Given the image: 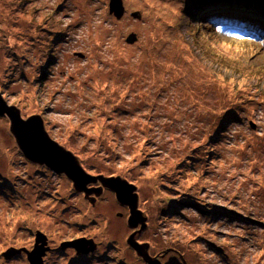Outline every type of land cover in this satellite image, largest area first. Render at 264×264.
<instances>
[{
  "label": "rangeland",
  "instance_id": "1",
  "mask_svg": "<svg viewBox=\"0 0 264 264\" xmlns=\"http://www.w3.org/2000/svg\"><path fill=\"white\" fill-rule=\"evenodd\" d=\"M221 1L123 0L116 20L109 0H0V94L101 186H136L153 263L264 264V26H206ZM241 1L264 17V0ZM93 181L26 160L0 117V264H29L35 233L41 264H145L126 243L140 225ZM82 236L91 254L61 248Z\"/></svg>",
  "mask_w": 264,
  "mask_h": 264
},
{
  "label": "water",
  "instance_id": "2",
  "mask_svg": "<svg viewBox=\"0 0 264 264\" xmlns=\"http://www.w3.org/2000/svg\"><path fill=\"white\" fill-rule=\"evenodd\" d=\"M109 13L116 19H120L124 14V6L122 0H109L108 4ZM132 17L139 18V12H132ZM136 37L132 33L126 39L131 43L135 41ZM0 116H5L9 121V132L14 138L15 144L21 152L22 156L38 165H44L56 173H64L69 180L72 181L74 187L84 189L82 185L88 181V174L82 169L78 158L61 146L58 142L52 139L47 133L43 120L39 115H31L26 118L21 116L20 110L15 105H8L0 94ZM99 178V177H98ZM101 178V184L115 194L116 200L125 206H128L130 216L128 217V226L136 228L140 225V233L146 227L147 217L138 210V195L136 193V186L130 184L120 177L115 178ZM126 192V193H125ZM135 234L130 235L126 243L130 246L137 256L142 257L146 264H159L158 261L152 262L155 258H150L141 244L135 241ZM44 242V236L38 235L36 244ZM89 240L77 239L75 241L66 243L73 247L79 253H87L92 249L87 248ZM63 245L61 244V247ZM19 251V250H15ZM14 250L3 253L4 258H9ZM45 248L41 246H34L28 252L27 260L29 264H41V257Z\"/></svg>",
  "mask_w": 264,
  "mask_h": 264
},
{
  "label": "trees",
  "instance_id": "3",
  "mask_svg": "<svg viewBox=\"0 0 264 264\" xmlns=\"http://www.w3.org/2000/svg\"><path fill=\"white\" fill-rule=\"evenodd\" d=\"M238 3L239 4L234 8H233L232 4L229 3L228 0L221 1V2H218L216 4L207 5V9L202 10L201 12L205 11L204 15H206V14L210 15V16L213 15L215 17H211V19L206 21L205 22L206 26L209 27L210 26L209 22L215 18L216 23L222 22V25H225L227 23L226 25L229 24L230 27H233L234 30H236V31L241 30L239 32H242L245 34L247 33V31L259 30L262 26H255V25H257L259 23H263L261 25H264V17L260 16L259 14H257L256 12L253 11L256 9V8H254L255 7L254 4L250 3V2H244L243 3L241 0H239ZM247 20H248V22H247ZM262 29L264 30V28H262ZM114 176H119V175H114ZM31 190L33 191V195L38 191L36 188L31 189ZM37 199H39V197H37ZM44 205H46V204H44ZM57 220L59 221V218H57ZM57 223L58 222L56 221V224ZM29 231H31V229H29ZM35 235H36V233L34 234V246L36 243ZM72 238H70L69 240H66L65 243L62 244L63 246L61 248L63 249L65 247L66 243H68L69 241L72 242V241L79 239V237H75L73 239ZM34 246L32 247V249L34 248ZM12 249H17V248H12ZM68 249H73V247L69 246ZM17 250H20V248ZM3 253H5V252H3ZM3 253L1 255H3ZM181 257H183V256L179 255L180 261L183 264V262H182L183 260L181 259Z\"/></svg>",
  "mask_w": 264,
  "mask_h": 264
},
{
  "label": "flooded vegetation",
  "instance_id": "4",
  "mask_svg": "<svg viewBox=\"0 0 264 264\" xmlns=\"http://www.w3.org/2000/svg\"><path fill=\"white\" fill-rule=\"evenodd\" d=\"M122 3H123V0H122ZM123 6H124V4H123ZM133 12H139V11H133ZM132 12H130L129 13V15L131 14ZM110 14V13H109ZM125 14H126V10H125V8H124V14H123V16H125ZM140 14V13H139ZM112 15V14H111ZM113 16V15H112ZM122 16V17H123ZM114 17V16H113ZM121 17V18H122ZM130 17H132L131 15H130ZM140 17H141V15H140ZM139 17V18H140ZM115 18V17H114ZM120 18V19H121ZM138 18V19H139ZM116 19V18H115ZM116 20H119V19H116ZM1 96H2V98L4 97L3 96V94H1ZM18 108V107H17ZM39 116H41V115H39ZM0 117H5V116H0ZM6 118V117H5ZM23 118H26V117H23ZM42 118V117H41ZM43 120V119H42ZM43 123H44V121H43ZM45 126V125H44ZM32 164H35V163H32ZM35 165H38V164H35ZM38 166H41V167H46V166H44V165H38ZM97 177H99V176H97ZM97 177L96 176H89L88 175V181H87V183L90 181V180H94L95 181V184H88L87 185V187H86V189L85 190H87V194H89V192L92 194V193H96V197L97 198H99L100 200H103V196L102 195H104V193L106 194V187H103V186H101L99 183H98V181L96 180L97 179ZM93 181V182H94ZM92 182V183H93ZM86 183V184H87ZM99 188V189H98ZM107 190H109V189H107ZM110 191V190H109ZM102 194V195H101ZM94 198H93V202H94ZM91 203V211H94L96 208H94V206H95V204L94 203ZM120 206L122 207V208H127L128 210H129V208H128V206H125V205H122V204H120ZM96 207H98V206H96ZM140 210V209H139ZM104 211L106 212V201H105V205H104ZM141 212H142V210H140ZM143 214L147 217V220H148V216H147V214L143 211ZM105 221H106V213H105ZM106 223V222H105ZM140 228V227H139ZM139 228H137V229H134L135 230V232L134 233H136L135 234V237L137 236V237H139L141 234H143V232H145L146 230H147V222H146V227H145V229H143L140 233H138L137 231L139 230ZM79 239H86V238H84L83 236L82 237H79ZM89 240V242H88V244L86 245V247L87 248H90V247H92L93 248V250H91V251H88L87 253H81V252H79V253H81V254H78L74 249H70L72 252H73V254L75 255V254H77L78 256H80V255H82V254H91L92 252H94L95 251V241L94 240H92V238H89L88 239ZM97 245V244H96ZM97 249V248H96ZM60 250H62V249H60ZM62 251H65V250H62ZM156 256H157V261H160V262H158V263H160V264H164V261H163V259H164V257H166L167 256V254H164L163 256H161L160 254H155ZM85 256V255H84ZM146 264V263H145Z\"/></svg>",
  "mask_w": 264,
  "mask_h": 264
},
{
  "label": "bare ground",
  "instance_id": "5",
  "mask_svg": "<svg viewBox=\"0 0 264 264\" xmlns=\"http://www.w3.org/2000/svg\"><path fill=\"white\" fill-rule=\"evenodd\" d=\"M197 1H199V0H194V2H197ZM237 1V0H236ZM229 3H231L232 4V6H233V8L234 7H236L239 3H238V1L237 2H233V0H229ZM196 4V3H195ZM204 7V6H203ZM254 8H256V7H254ZM205 17H206V21H208L209 19H211V17H215V16H213V15H205ZM137 20H138V18H136ZM214 22H216L215 20H214ZM247 22H248V20H247ZM257 23V22H256ZM261 24H263V23H259V24H257V25H255V26H264V25H261ZM264 28V27H263ZM251 124H253L252 122H249V125H251ZM12 135V134H11ZM128 182V181H127ZM131 184V183H130ZM155 199H157L158 200V198L156 197V196H153ZM96 248H97V245L95 244V250H96ZM97 256V255H96ZM181 259L183 260V258L181 257ZM183 262V264H185V262H184V260L182 261ZM160 264V263H159Z\"/></svg>",
  "mask_w": 264,
  "mask_h": 264
},
{
  "label": "clouds",
  "instance_id": "6",
  "mask_svg": "<svg viewBox=\"0 0 264 264\" xmlns=\"http://www.w3.org/2000/svg\"><path fill=\"white\" fill-rule=\"evenodd\" d=\"M227 24V23H226ZM211 25V24H210ZM228 26L230 27V25L228 24ZM245 30V29H244ZM246 31V30H245Z\"/></svg>",
  "mask_w": 264,
  "mask_h": 264
}]
</instances>
